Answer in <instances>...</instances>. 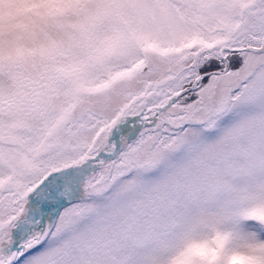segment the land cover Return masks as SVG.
Wrapping results in <instances>:
<instances>
[{
  "label": "snow or ice",
  "instance_id": "1",
  "mask_svg": "<svg viewBox=\"0 0 264 264\" xmlns=\"http://www.w3.org/2000/svg\"><path fill=\"white\" fill-rule=\"evenodd\" d=\"M0 264H264V0H0Z\"/></svg>",
  "mask_w": 264,
  "mask_h": 264
}]
</instances>
